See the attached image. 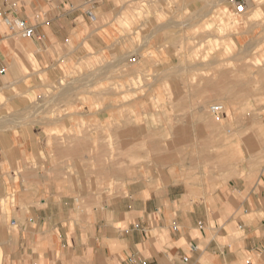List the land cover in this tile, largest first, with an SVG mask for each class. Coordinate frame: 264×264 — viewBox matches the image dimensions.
I'll use <instances>...</instances> for the list:
<instances>
[{
	"label": "rangeland",
	"instance_id": "374dc122",
	"mask_svg": "<svg viewBox=\"0 0 264 264\" xmlns=\"http://www.w3.org/2000/svg\"><path fill=\"white\" fill-rule=\"evenodd\" d=\"M90 2L95 8L75 21L66 61L48 71L30 62V39L11 40L0 129L66 124L43 128L46 145L56 150L63 193L86 215L127 196L133 180L148 181L167 156V185L226 190L220 201L234 204L237 217L247 214L234 222L233 239L253 218L264 230V0H243L242 12L237 0ZM78 48L87 56L70 61ZM212 103L223 105L220 116L210 115ZM105 105L118 110L103 119ZM85 196L92 206H83ZM15 204L10 193L0 208L10 217ZM246 260L264 264V247L244 251L237 264Z\"/></svg>",
	"mask_w": 264,
	"mask_h": 264
},
{
	"label": "crops",
	"instance_id": "0c3cea01",
	"mask_svg": "<svg viewBox=\"0 0 264 264\" xmlns=\"http://www.w3.org/2000/svg\"><path fill=\"white\" fill-rule=\"evenodd\" d=\"M90 1L0 0V17L23 18L34 26V36L23 39L32 41L37 64L48 71L66 61L69 36L80 26L81 21L75 22L79 16L90 18ZM15 36L3 25L1 76ZM87 54L78 48L68 59L78 62ZM108 106L101 110L103 119L109 110H118ZM61 125L66 124L46 120L0 129V202L10 193L16 197L10 217L0 208V254L8 256L3 264H237L244 251L251 254L264 247L262 219L242 224L243 238H232L234 222L248 220L243 218L247 214H234V204L220 201L226 190L208 195L205 186L167 185V156L148 181L133 180L127 196L91 207L89 215L77 210V201L62 191L61 172L53 162L58 156L54 148L48 149L43 130ZM84 200L83 206H92L88 196Z\"/></svg>",
	"mask_w": 264,
	"mask_h": 264
},
{
	"label": "built area",
	"instance_id": "2783aa9c",
	"mask_svg": "<svg viewBox=\"0 0 264 264\" xmlns=\"http://www.w3.org/2000/svg\"><path fill=\"white\" fill-rule=\"evenodd\" d=\"M243 3H244L243 0H237V2H235L237 12H242L244 10ZM86 13L90 15L91 14L90 9H87ZM0 22L4 23L7 31L10 34H15L21 38H30L35 34L34 26L32 24H29L23 18L0 17ZM1 72H4V69H2ZM208 111L210 115L214 117H218L223 112V105L220 103H212L208 106ZM173 229L175 230L176 228ZM238 229L243 230V225L239 224ZM191 248L194 249V246H192ZM129 260L132 261V258H130ZM183 260L186 261L187 258H183ZM141 263L146 264L145 261H141ZM245 264H251L250 260H246Z\"/></svg>",
	"mask_w": 264,
	"mask_h": 264
},
{
	"label": "bare ground",
	"instance_id": "6f19581e",
	"mask_svg": "<svg viewBox=\"0 0 264 264\" xmlns=\"http://www.w3.org/2000/svg\"><path fill=\"white\" fill-rule=\"evenodd\" d=\"M29 60H30V62L31 63H37V60H36V58L34 57V55L33 54H29Z\"/></svg>",
	"mask_w": 264,
	"mask_h": 264
}]
</instances>
